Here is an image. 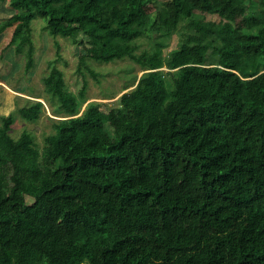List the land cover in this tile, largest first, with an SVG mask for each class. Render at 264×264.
I'll use <instances>...</instances> for the list:
<instances>
[{
  "label": "trees",
  "instance_id": "16d2710c",
  "mask_svg": "<svg viewBox=\"0 0 264 264\" xmlns=\"http://www.w3.org/2000/svg\"><path fill=\"white\" fill-rule=\"evenodd\" d=\"M0 1L26 71L38 17L86 46L81 60L128 56L145 71L104 111L82 109L86 81L70 91L54 64L43 81L63 118L42 149L10 131L43 101L1 117L0 264H264V0H168L152 26L149 0ZM220 3L234 5L230 21L197 12ZM180 19L200 36L165 55Z\"/></svg>",
  "mask_w": 264,
  "mask_h": 264
},
{
  "label": "rangeland",
  "instance_id": "374dc122",
  "mask_svg": "<svg viewBox=\"0 0 264 264\" xmlns=\"http://www.w3.org/2000/svg\"><path fill=\"white\" fill-rule=\"evenodd\" d=\"M209 13H202L207 20L217 22L230 21L236 10L233 4L222 5ZM169 8L168 0H149L144 6L146 19L149 26L154 25L160 17L163 9ZM15 11L10 8L7 1H0V26L11 17ZM47 19L38 17L32 22V39L34 42L35 67L30 71L25 69V58L16 55L8 44L14 33V27L7 28L0 33V111L2 108L21 107L28 103L27 97L42 100L44 111L36 121H27L16 112V122L12 125L11 135L18 138L24 129L30 130L42 149L45 144V136L53 133V123L63 118L58 98L47 91L44 77L48 75L54 64L63 71L66 87L78 94L86 81V93L83 108L91 101L101 102L102 109L109 111L119 105L120 96L130 92L137 79L145 72L142 66L132 58L126 56L111 61H98L86 55V46L75 44L71 39L62 36H53L46 29ZM198 33L186 31L183 19L179 20L176 31L168 41L169 46L163 49L165 55L178 47L181 42H192L190 37H199ZM205 39H216L215 36H207ZM60 44L61 58L58 57L57 44ZM141 49H150L153 41L148 38L139 40ZM82 68L79 71L78 67ZM166 69V68H164ZM23 90L22 94L14 92L19 99L13 101L7 99V92ZM21 96V97H20ZM10 113V112H7ZM1 124V116H0ZM0 152L7 154L5 143L0 141ZM2 161H0L1 165ZM85 264H90L88 261Z\"/></svg>",
  "mask_w": 264,
  "mask_h": 264
},
{
  "label": "crops",
  "instance_id": "0c3cea01",
  "mask_svg": "<svg viewBox=\"0 0 264 264\" xmlns=\"http://www.w3.org/2000/svg\"><path fill=\"white\" fill-rule=\"evenodd\" d=\"M12 49L15 51V49H14V47H12ZM13 91V93L12 92H7V99H9L10 100V98H11V100L13 101V104H14V102H15V99H19V97L17 98V96H15V94H14V92H17L18 94H22V92H19L18 90H12ZM21 97V96H20ZM32 99L31 97H27V98H25V99ZM37 99V98H36ZM39 100V99H38ZM42 101V100H41ZM13 111H15V109L12 107L11 109L10 108H2V110L0 111V116L1 117H3V116H8L11 112H13ZM7 112H10V113H7Z\"/></svg>",
  "mask_w": 264,
  "mask_h": 264
}]
</instances>
